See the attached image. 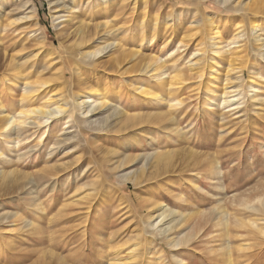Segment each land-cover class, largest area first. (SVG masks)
Returning a JSON list of instances; mask_svg holds the SVG:
<instances>
[{
  "label": "rangeland",
  "instance_id": "1",
  "mask_svg": "<svg viewBox=\"0 0 264 264\" xmlns=\"http://www.w3.org/2000/svg\"><path fill=\"white\" fill-rule=\"evenodd\" d=\"M26 1L31 2L30 8L23 7ZM59 1L69 9L58 12L62 6L53 8L49 0H0V82L21 72L31 73L32 80L55 78L65 70L64 79L70 81L74 93L86 81L92 86L101 84L100 90L108 92L111 102L131 115L176 113L175 126L181 134L169 138L168 123L160 127L150 121L122 132L84 126L73 143L50 156L56 140L77 132L76 116L62 119L53 130H48L51 124L47 129L43 126L14 149L8 150L1 140L0 150L12 162L0 164V170L30 173L39 194L31 200L29 191L0 187V215L15 213L20 228L29 221L38 228L12 232L6 225L1 227L0 264H36L48 252L63 264H264V236L257 231L264 227V58L256 51L262 41L252 33V28L259 27L258 35L264 39V9L255 14L256 8L248 6L260 0H229L225 5L219 0ZM31 8L34 14H28ZM57 15L62 19L54 25ZM78 21L89 27L106 24L107 31L112 30L108 39L117 40L125 50L136 48L141 56L162 57L167 71L163 77H178L175 106L158 104L161 96L170 100L164 87L167 81L153 83L147 76L122 74L133 66L128 59L117 74L118 51L98 57L100 68L85 71L74 66ZM215 27L219 48L212 53L209 39ZM239 32L242 37L234 41L233 35ZM99 38H94L93 46ZM223 52L227 57L237 53L242 60L230 63L221 58ZM256 65L261 66L263 77L255 86L258 98L248 85ZM129 79L155 85L157 98L146 100L144 95L131 101L134 93L119 91L127 89ZM56 81L50 80L38 97L48 93L65 97L68 82ZM19 88L14 82L5 84L0 118L3 107L10 113L19 109ZM224 93L235 97L237 104L222 105ZM31 147L35 151L21 160L19 155ZM164 152L176 158L168 173L157 175L148 168L138 182L143 185L117 178L143 168L133 159L116 169L118 159ZM53 165L70 169L52 176L48 172ZM164 203L186 218L168 238L148 224L153 206ZM191 231L189 242L170 246L171 238L180 239Z\"/></svg>",
  "mask_w": 264,
  "mask_h": 264
},
{
  "label": "bare ground",
  "instance_id": "2",
  "mask_svg": "<svg viewBox=\"0 0 264 264\" xmlns=\"http://www.w3.org/2000/svg\"><path fill=\"white\" fill-rule=\"evenodd\" d=\"M219 1L222 3V5H225L229 0H219ZM254 1H256V0H254ZM50 2L52 3L53 8L57 7V6L58 7L62 6L60 9L58 8V12L61 9H69V8H65L66 5L63 4L64 2H60L59 0H49V3ZM28 3H29V1L24 2L23 7L30 8L31 5H29V4L31 2L29 4ZM238 3L239 2H237V4ZM239 5H240V3H239ZM244 5L246 7H248V6L251 7V9L253 7L256 8V10L254 12H255V14H257V13H260L261 9H264V0H260V2H258L256 4H252V6L248 5V4H244ZM241 6H242V4H241ZM245 6H243V8ZM49 8H50V6H49ZM34 10H33V8H31L30 11L28 12V14L29 13L34 14V12H35ZM52 10H51V12L54 13L55 10L54 11H52ZM242 10L243 9H239V10H237V12L242 11ZM56 13H57V10H56ZM61 15H63V14L61 13ZM61 15H57V17H55L54 25H57L60 22V20L62 19ZM74 19H70L69 22L73 23ZM76 24H77V27L75 26L76 30L74 31L76 37H75V41H73V42H74V48H77L76 49L77 51H76V54H72V56H76V60H74V58L72 59L74 62L72 64H74V66L75 65L79 66V67L82 66L83 69L85 68V71L86 70L90 71L92 69L94 70V69L98 68L100 65V63L98 64V62H97L98 57H103L105 55H108L109 52H112L114 50L118 51V53H119L118 59L117 58L115 59V60H117V63L114 65L115 66L114 71H116V73L118 71L120 72V70L121 71L123 70L122 66H123V64L126 63V59H128V61L133 62V66L126 68V70L124 69L125 71H122L123 72L122 74H124V75L128 74L130 76L136 75V76H141V77L147 76L149 79L154 80L153 83L159 82L161 80H163L165 83L167 81V83L164 85V87L167 88L168 94L171 95L172 97L170 96V100H168L167 98H165V96L164 97L161 96L158 104L160 107L164 103H168L169 108L175 106L174 103L176 101L173 98V95H174L173 93L175 91L176 85H178L177 84V82H178L177 78L178 77L172 76L170 78L171 74L167 75L168 78L163 77L167 74V71H166V67H165L166 63L163 62L162 57H151V56H146V55L141 56L139 54V51L135 50L136 48L135 49L133 48L134 50H125L123 48L122 44H120L117 40H109L108 39V37L112 35L111 34L112 30L107 31V27H106L107 25L106 24H96L94 26L92 25V27H89L87 24H85L82 21H78ZM258 28L259 27L252 28V31H253L252 33L255 36L257 35L256 39L259 42L262 41L261 48L259 50L257 49L256 51H259L258 53H260V56L264 58V39L260 38V35H258L259 34ZM216 30H217L216 27L212 28L211 33H210V39L209 40L212 42L211 43V48H212L211 52L212 53H216L218 48H219V42H217V40H216V38L219 36H217V33L215 32ZM97 35H98V37H100L99 38L100 40L98 42L96 41L97 46H93L94 44H92V42L94 41V38ZM241 35H242V32L234 34L233 40L235 41L238 38L240 39L242 37ZM254 35H252V36H254ZM257 40L255 42H257ZM69 45H70V43H69ZM151 45H152V43H151ZM71 46H73V43L71 44ZM71 46H69L70 49H73V48H71ZM69 56L72 57L71 55H69ZM221 58L223 60L224 59L229 60L230 63H232V62L235 63V62H237L238 59L242 60V58L241 59L239 58L237 53L236 54L233 53L232 55L230 54L227 57V56H225V53L223 52L221 54ZM211 59L215 60L214 57ZM198 62H199V60L196 62V64ZM196 64H194V66ZM7 65H9V63ZM191 69L193 71L194 67H191ZM24 71L26 72L25 69H24ZM77 72L79 73L78 70H77ZM261 73H262L261 66H259V65L253 66V70L251 71L252 76L249 79L248 85H249V88L253 92H255L254 96L256 98L259 97L258 94H260V91H258L259 88L255 87V86L258 85L257 79L263 78V77H261L262 76ZM80 74H78V75H80ZM130 76H128V77H130ZM56 77H58V79ZM64 78H66V71L65 70H62V72L60 74H58L57 76H55V78L50 77L49 79H42L39 77L36 80H32L31 73L25 74L23 72H21L19 75L14 76V77L10 76L7 80L3 79L5 83L1 79L2 82H0V85H2V86H0L1 87L0 100L3 101V103H4V100L2 99L3 98L2 96H4V94L6 92L4 90L5 84L7 85V83L11 84V82H14V84L16 83L21 88V94L19 97L20 102L18 105L19 109L17 111H15L14 113H10L9 110H7L5 107L2 108V112H3L4 116L0 118V141L2 140L3 144H5V146L7 147L8 150L16 148L19 144H21L23 142V140H25L26 137H29V135L34 134L40 128H41L40 130H42L43 126H46V129H47L48 125L51 124V126L48 127L49 128L48 130H51L52 127L55 128L56 125L58 126L61 123L62 119H69V118L71 119L74 117L76 118V116H77V119H76L77 132L71 133L68 136L65 135L66 137L63 139L60 138V140L59 139L56 141L54 140L55 142L51 145V148L53 151L48 153L50 156L54 155L55 151L56 150L58 151V149H60V147H64L66 145H70V143H73V141L75 139H77V137H79L80 133H82V131L84 130V126H85V128H90V130H91V128L92 129L97 128L100 130L101 129L107 130V131L110 130V132H111V130L116 129L118 132H122V131H128L130 128H132L134 126H143V124H145V121L146 122L150 121L147 123H150L153 126H160V127L162 126V124L168 123L169 128L167 126L166 129L167 128L170 129V132H167L166 135H169V138H170V136L173 137L174 135H179V133H180V129L178 130V128L175 126V124L177 122L176 116H175L176 113H173L172 111H170V112H168V111L163 112L162 111L161 113H157V114H145V116L131 115L128 112L126 113L124 111L123 107L121 105L117 104V102L116 103L111 102L112 100H111V97L108 96V92L105 91L104 89L100 90L101 84H100V86L98 84H96V86L95 85L92 86L89 83H86V81H83L79 84L78 91L76 93H74L75 91L74 92L72 91V89H71L72 86H70V83H69L70 81L67 79H64ZM61 79L65 80V82H62V83L68 82V85L70 87L69 92H68L69 94L67 93L65 95V97H64V95H62L64 98L55 96L53 94L49 95V93L46 94L44 97L41 96L42 99L39 98L40 96L38 97V94L42 91V89H45L46 87H48L50 80H53V82L55 84L56 80H57L56 81V83H57ZM134 79L132 81L130 79L128 80L130 82H129V84L127 83L128 84L127 89H126V87L125 88L123 87L124 89L123 88L119 89V91L124 92V91L128 90V91H131V93H134L135 97L131 101H137L138 98L136 96H144V95L146 97H148L146 100H151L153 98H155V99L157 98L158 93L156 91H154V88H156L155 85L149 86L147 84L148 81H144V82L140 83L139 82L140 80H138V79L137 80L139 83L137 82L138 84H136V82H134ZM58 85H60V84H58ZM10 87H11V85H10ZM20 88H19V90H20ZM229 88L226 87L225 90H228ZM60 89H61V87H60ZM6 90H7V88H6ZM213 92H216V90H213ZM168 94H167V96H168ZM56 95H58V93ZM222 98H223L222 105H229L230 104V105L235 106L237 104L236 103L237 99L233 96H226V94L224 93ZM44 99H46V101H44L45 103L37 102V101L42 102V100H44ZM156 101L158 102V100H156ZM144 102H145V100H144ZM208 106H209V104H208ZM233 109H235V108H233ZM78 128H79V130H78ZM164 128H165V126H164ZM67 133L68 132H66V134ZM51 134H49V135H51ZM33 150L35 151V149H33V147H31L29 149V151H27V153H25L23 155L20 154L19 158L21 159L23 157V159H24V157H26L28 154H31V152H33ZM174 157H175V155L172 152H164L162 154L157 153L156 155L148 154V155L144 156L142 159L138 158V157L135 159V158H131V156L130 157L126 156L124 158L118 159L120 161H118V163L116 162L117 163L116 169L122 168V167L126 166V164L128 165L133 159H134V161L139 160L140 163L142 164L143 168L140 169V172H138L139 170H137V171L132 170V171H129L127 173H123V174L118 175L117 178L120 181H122L123 183L124 182L125 183L131 182V183L137 185V184H139L138 182H141L140 180L142 179V177L145 176L146 170L148 168L149 169L153 168L154 169L153 173L157 174V175L166 173L168 171V169H171V168L173 169L175 167V164H176V162H175L176 158H174ZM20 159H18V161H20ZM11 160L8 159V157L4 151L0 150V164H2V163L8 164V163L12 162ZM139 161H137V162H139ZM63 165H65V164H63ZM69 169L70 168L67 165H66V167L61 166V168L53 165L51 168H49L48 174H50L52 176H57V175L61 174V172H66ZM5 171L0 170V187L7 186L8 188H10V189L13 188L14 190H21V191L25 190L27 192L29 191V194H31L29 199H31V200L33 199V195L38 196V194H39L38 190H35V187L38 186V183H36L37 181L35 180L34 177L29 176L30 173H29V175L28 174L24 175V174L20 173V171H10V173H6ZM158 173H160V174H158ZM44 178H46V177H44ZM44 178H41V179H44ZM144 182H146V181H144ZM143 184L144 183L142 182V184H139V185H143ZM18 192H20V191H18ZM37 202L38 201L36 200L35 205L37 204ZM36 207H37V205H36ZM153 207H154V209H153ZM153 207H152L153 211L151 212V214L148 217V220H149L148 224H149V227H151L152 229L159 230L162 237L165 238V237L171 235V233L176 228H179L180 225L183 223V220H184L183 218H185L184 214H183V216L182 215L180 216L179 213H177L176 211L169 208L167 204H165V203L164 204H158L157 206L155 205ZM263 208H264V206H263ZM255 209L258 210L256 207H255ZM259 211H260V208H259ZM263 211H264V209H263ZM16 218H17V215L15 213L0 215V229L4 225H6V227H9L12 230V232L14 230L22 231L23 228L27 229V232H29L31 230H33V232H34V231L38 230V228L34 225L33 221H29L28 223L25 222L26 224L23 225L24 227L20 228L19 223L16 220ZM252 226L257 227V224H253ZM257 228H258L257 231L261 235L264 236V227L260 226ZM156 232H154V233H156ZM193 235H194V231H191L190 233H187L186 235L183 234L182 238H180V239L178 237H173L169 240V244H170V246L177 248V247H179V245H181L182 241L183 242H189L192 239ZM158 236H159V234H158ZM48 259H51L52 260L51 262H53V264H63L59 260L58 256L51 253V252L44 254L40 258V260L38 259L39 261L36 264H48V262H47Z\"/></svg>",
  "mask_w": 264,
  "mask_h": 264
}]
</instances>
